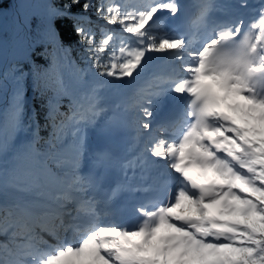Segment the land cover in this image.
Listing matches in <instances>:
<instances>
[{"label":"snow or ice","instance_id":"6c2138e0","mask_svg":"<svg viewBox=\"0 0 264 264\" xmlns=\"http://www.w3.org/2000/svg\"><path fill=\"white\" fill-rule=\"evenodd\" d=\"M194 7V15L182 16L179 0L98 4L97 18L130 34L118 52L106 51L117 39L111 33L95 41L86 15L92 0L30 5L40 18L33 39V15L17 14L13 61L17 50L27 61L45 45L38 55L48 67L32 73L45 123L28 113V73L11 62L0 72V94L8 96L0 157L13 154L3 183L14 184L24 169L34 198L0 207V235L7 238L0 264H264V2L247 24L213 19L217 5L210 0ZM59 20H69L80 38L85 67L69 59ZM168 21L174 27L157 34ZM150 54H163L171 73L140 84ZM8 55L0 37V67ZM65 62L74 68L67 80L59 71ZM166 105L175 115L157 121ZM45 127L47 138L40 135ZM89 128L102 142L91 151ZM69 132L74 142L65 148ZM17 135L30 139L17 148ZM129 138L135 155L126 159L117 149ZM41 142L44 151L36 148ZM161 163L160 191L168 199L137 205L131 221L116 220L114 198L146 191L133 184L137 169L146 179ZM116 172L122 179L109 187Z\"/></svg>","mask_w":264,"mask_h":264},{"label":"trees","instance_id":"16d2710c","mask_svg":"<svg viewBox=\"0 0 264 264\" xmlns=\"http://www.w3.org/2000/svg\"><path fill=\"white\" fill-rule=\"evenodd\" d=\"M12 0H0V7L7 8V15L5 20L3 21L2 27L0 28V37L3 38L5 41V44L11 40L13 31H14V21L17 17V14L19 13L18 9L14 10L11 7ZM45 0H38V3H43ZM56 2L60 5L66 2V0H56ZM121 6H128L127 4L131 5L136 3V0H122ZM93 3V9L86 15L90 17L91 19V25L92 30L94 32V39L97 43H99L103 38H105L109 33L113 34L117 37L115 41H110L109 46H106V51L111 52L112 50L119 51V47L122 43V32L123 30L120 28L119 24H109L105 22L103 19H99L95 15V9L98 4H108L113 3V0H92ZM73 12H79V9H72ZM16 12V13H15ZM33 15L32 20V30L30 32V39L36 38L37 34L40 32V18L39 13H31ZM56 29L59 31L60 34V40H62L63 44L66 46H70V57L69 59L78 67L83 68L85 67L84 64V46L78 43V40L80 39L77 37L73 31L71 22L69 20H59L56 22ZM44 44L41 43L38 47H36L35 52H32L30 60L25 61L24 59V53L21 51V57L18 60H15L13 62L19 63L22 65V69L24 72L28 73L27 79L25 81V87L27 92V111L29 114L35 113L38 118L40 119V123L44 125V98H41V96L34 90L33 87V69H41V68H47L49 61L47 59H44L42 56L38 55L43 48ZM66 63V62H65ZM65 63H62L59 71L64 75L65 78ZM70 68H73L69 64ZM74 71V68H73ZM66 79V78H65ZM6 91H8V85L6 88ZM0 126L3 124L4 119V113L5 110L8 107V97L6 94H0ZM63 111V109H61ZM41 137L47 138L48 136V130L45 127L44 130L40 132ZM36 148L38 151H44L45 145L43 142L36 145Z\"/></svg>","mask_w":264,"mask_h":264},{"label":"bare ground","instance_id":"6f19581e","mask_svg":"<svg viewBox=\"0 0 264 264\" xmlns=\"http://www.w3.org/2000/svg\"><path fill=\"white\" fill-rule=\"evenodd\" d=\"M247 1H249V0H247ZM253 1H258V0H253ZM161 15H163V14H161ZM166 31H168V29ZM12 51H13V48L11 47L9 49V51H8L9 55H8L7 59L4 60L3 66L0 67V72L3 71V68H6V67L9 66V63H8L9 60L13 59L12 55H11ZM17 53H18V51H17ZM150 55L153 56V60L159 59L163 63V65H165V68L168 67L170 69L169 71H171L170 64H169V66L167 65V67H166L167 62L163 58V54H150ZM146 75L147 74H144V76L142 77L141 81L142 80L145 81V80H147L149 78V76L146 77ZM29 139H30V137L16 138L14 140V143L16 144L17 148H21L28 142ZM12 167H13V154L12 153L8 154V156L6 158H0V195H1V192H4L3 195H8L12 199L15 193L17 195L21 196L24 193H26L28 190L33 192L32 190L29 189V187L27 185V178L25 176L24 169H21L18 172L17 180H16V182L14 184L10 183L7 186L4 185V183H3V175L2 174H3V172L5 170L10 171L12 169ZM44 238L46 240H48V241L50 240L52 242H55L51 237H48L47 235H44ZM6 239H7L6 237H1L0 236V242H6Z\"/></svg>","mask_w":264,"mask_h":264},{"label":"rangeland","instance_id":"374dc122","mask_svg":"<svg viewBox=\"0 0 264 264\" xmlns=\"http://www.w3.org/2000/svg\"><path fill=\"white\" fill-rule=\"evenodd\" d=\"M121 1V0H120ZM36 2H38V0H12V2H11V7L14 9V10H17L18 9V11H19V13L20 14H23V13H25V12H29V11H31L30 10V8H29V6L30 5H33V4H37ZM136 2H137V0H136ZM128 6H129V4H127ZM8 11V10H7ZM5 9H3V8H0V22H3L4 20H5V18H6V15H7V12ZM16 13V12H15ZM168 28L166 27V28H164V27H162L161 29H158V30H156V32H157V34H162L164 31H166ZM122 34H124V32H122ZM124 38V42H127V39H129L130 38V34H124V35H122V39ZM6 47H7V49H8V51H9V49L12 47V45L11 46H7V45H5ZM18 51V54H20L21 53V51H19V50H17ZM3 62H4V60H3ZM171 63V62H170ZM72 73L73 72H67L66 73V75H65V77H66V79H70L71 78V75H72ZM11 92V85L10 84H8V91H7V93H10ZM8 97V96H7ZM26 103H27V96H26ZM69 134H70V132L64 137V139H63V141H62V143H63V146L65 147V148H70L71 147V143H72V141H68V136H69ZM22 138V137H30V135H17L16 137H15V139L16 138ZM69 138H71L70 140H74V138H73V136L71 135ZM14 139V140H15ZM10 154V153H9ZM0 158H4V157H0Z\"/></svg>","mask_w":264,"mask_h":264},{"label":"water","instance_id":"95a60500","mask_svg":"<svg viewBox=\"0 0 264 264\" xmlns=\"http://www.w3.org/2000/svg\"><path fill=\"white\" fill-rule=\"evenodd\" d=\"M13 60H10L9 63H11Z\"/></svg>","mask_w":264,"mask_h":264}]
</instances>
